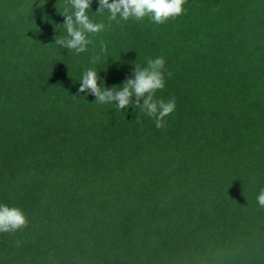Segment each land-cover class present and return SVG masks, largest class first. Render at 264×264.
Returning <instances> with one entry per match:
<instances>
[{
  "label": "trees",
  "instance_id": "1",
  "mask_svg": "<svg viewBox=\"0 0 264 264\" xmlns=\"http://www.w3.org/2000/svg\"><path fill=\"white\" fill-rule=\"evenodd\" d=\"M64 4L0 0V204L29 219L0 234V264H264V0L113 21L80 55L54 45ZM157 57L163 130L78 94L87 69L112 88Z\"/></svg>",
  "mask_w": 264,
  "mask_h": 264
},
{
  "label": "clouds",
  "instance_id": "2",
  "mask_svg": "<svg viewBox=\"0 0 264 264\" xmlns=\"http://www.w3.org/2000/svg\"><path fill=\"white\" fill-rule=\"evenodd\" d=\"M187 0H98L97 16L108 14V24L95 22L89 16L93 0H65L63 16L65 23L56 28H63L64 36H57L54 45L67 49L69 55H80L89 51V45H93L91 36L98 35L111 27L112 22L119 24L121 20L142 21L146 17L156 25H163L170 20L186 14ZM119 17V19H118ZM15 19V17H12ZM52 46V45H49ZM100 52H107V44L100 41ZM100 54H93L90 62L99 61ZM134 71L128 76L121 86L108 88L101 79L96 69L85 70L81 81L79 93L96 98L95 103L115 104L120 110L136 108L150 117L159 130H163L167 124V118L176 110L175 97L167 102L157 98V92L166 86V60L163 57L149 58L146 66L139 62L134 64ZM172 73L167 72L171 77ZM76 99L77 96H72ZM139 123V120H136ZM256 202L264 207V188H261L256 196ZM29 219L23 209L6 204H0V234L16 233L28 226Z\"/></svg>",
  "mask_w": 264,
  "mask_h": 264
}]
</instances>
